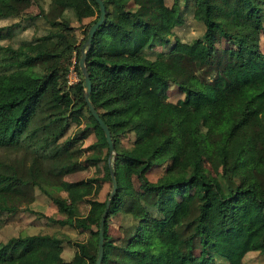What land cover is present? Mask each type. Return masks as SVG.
I'll return each instance as SVG.
<instances>
[{
  "label": "trees",
  "instance_id": "16d2710c",
  "mask_svg": "<svg viewBox=\"0 0 264 264\" xmlns=\"http://www.w3.org/2000/svg\"><path fill=\"white\" fill-rule=\"evenodd\" d=\"M22 1L38 12L6 13L0 0V264L32 263L67 245L75 247L67 264H94L106 200L96 195L105 182L111 187L109 149L85 102L78 59L98 5L48 0L55 19L38 27L39 0ZM101 1L104 19L85 57L89 100L114 147L116 192L100 264H264V161L237 170L250 144L264 158V0ZM146 76L160 89L150 105L143 101ZM172 90L200 107L220 91L227 126L202 118L184 125L168 99ZM96 164L103 173L84 182L92 190L84 196H92L79 215L80 200L60 194L74 185L64 178ZM156 166L164 168L150 181ZM35 190L54 215L33 211ZM21 211L88 239L12 230Z\"/></svg>",
  "mask_w": 264,
  "mask_h": 264
},
{
  "label": "rangeland",
  "instance_id": "374dc122",
  "mask_svg": "<svg viewBox=\"0 0 264 264\" xmlns=\"http://www.w3.org/2000/svg\"><path fill=\"white\" fill-rule=\"evenodd\" d=\"M167 3L170 0H166ZM39 5L41 6V11L38 16L35 18V24L38 27H47L49 22L55 19V16L51 12V5L50 1L48 0H39ZM1 10L6 13H23L25 12H32L37 13L38 9L36 4L29 3L26 4L22 0H3ZM21 15V16H22ZM20 16V15H19ZM17 16V17H19ZM20 16V17H21ZM16 20V19H15ZM12 20V21H15ZM92 18H85L83 23H88L92 21ZM71 24L74 26H78V22L76 21L73 13L71 12ZM260 48L261 51L264 52V36L261 37L260 40ZM189 63H187L188 65ZM190 67V65H188ZM77 74L75 71L70 70L68 73V81L70 83H74L77 81ZM143 88H144V95L143 101L145 104L150 105L154 104L158 101L157 97L160 93V89L158 86L157 81L150 77L146 76L143 81ZM218 92L217 100L212 103L211 105L200 107L198 106L194 99H190L188 103H184L181 100L183 99V94L178 93L176 91H171L169 94L168 99L175 103L176 105V117L179 119L184 125L192 126L195 122L202 118L206 124L213 126L217 129H223L227 126V119L222 114L221 109L224 105V99L220 96L221 93ZM93 140V136H89L86 140H84L85 145H88ZM256 161H264L262 152L260 150H256L253 148V145L250 144L248 146L247 152L243 158V160L238 164L237 170L248 171L251 165ZM163 166H156L154 167L150 173L148 174V179L150 181H155L161 174L163 170ZM103 173L101 164H96L91 166L88 170L76 172L74 174L68 175L64 179L67 182L73 183L74 185L71 188H67L66 190L62 191L60 194L63 197H67L69 200L79 199L80 202H77L78 214L82 215L87 210V205L85 203V198L91 197L92 195H85L87 192H92L84 182L86 179L90 177H98L101 176ZM110 186L107 182L102 185V188L96 195L99 200H103L105 197L107 198L109 195ZM35 200L32 204V209L35 212L41 213L43 215H54L55 208L49 202L47 197L43 195L40 191L35 190ZM108 194V195H107ZM20 224L11 226L12 230H19L23 234H35L39 232H46L51 233L56 236L65 237L71 239V241H85L88 239L87 235L79 234L77 231L69 226L58 227V226H48L45 225V218L41 217L37 219L34 214L21 211L19 214ZM117 220L111 218L109 221L110 226V233L113 236H118L119 233L117 231ZM16 226H19L16 228ZM5 231L0 230V236H4ZM74 246L67 245L64 248H52L47 252L43 253L41 258L36 260L35 262L28 263V264H55L57 258H61V264H67V262L72 258L74 253ZM222 251L224 248L219 246L218 248ZM167 259L158 260L156 264H166Z\"/></svg>",
  "mask_w": 264,
  "mask_h": 264
},
{
  "label": "water",
  "instance_id": "95a60500",
  "mask_svg": "<svg viewBox=\"0 0 264 264\" xmlns=\"http://www.w3.org/2000/svg\"><path fill=\"white\" fill-rule=\"evenodd\" d=\"M97 5H98V9H99V16L98 19L95 23H93L87 32V37L85 39L84 44L82 45L81 48V54L80 57L78 59V68L80 70V73L83 76V85H84V99L85 102L87 104V107L91 113V115L95 118V120L98 122L99 126L101 127L106 142L108 144V149H109V154H108V167H109V173H110V179H111V187H110V191H109V195L105 200V207L104 210L102 211L101 215H100V220H99V231H98V247H97V255H96V261L94 264H100L101 261V257H102V251H103V225H104V219H105V214L109 209L110 203L114 197V194L116 192V181H115V177L112 173V169H111V160L112 157L114 155V147H113V143L111 141V137H110V133L108 130V127L106 126V124L101 120V118L99 117L97 111L95 110L94 106L92 105V103L89 100V94H90V90H91V83H90V79L88 77L87 71L85 69V57H86V53L87 50L90 46L91 40L93 38L94 32L96 30V28H98L100 26V24L102 23L103 19H104V14H105V8L103 6V3L101 0H95Z\"/></svg>",
  "mask_w": 264,
  "mask_h": 264
}]
</instances>
